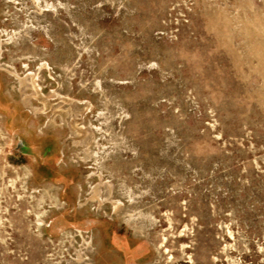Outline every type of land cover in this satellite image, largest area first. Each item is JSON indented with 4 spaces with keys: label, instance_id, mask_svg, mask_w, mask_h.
<instances>
[{
    "label": "rangeland",
    "instance_id": "374dc122",
    "mask_svg": "<svg viewBox=\"0 0 264 264\" xmlns=\"http://www.w3.org/2000/svg\"><path fill=\"white\" fill-rule=\"evenodd\" d=\"M0 264H264V0H0Z\"/></svg>",
    "mask_w": 264,
    "mask_h": 264
}]
</instances>
